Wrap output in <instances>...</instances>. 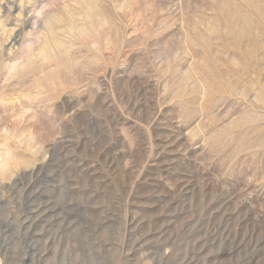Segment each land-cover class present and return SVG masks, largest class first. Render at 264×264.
I'll list each match as a JSON object with an SVG mask.
<instances>
[{"label": "rangeland", "instance_id": "1", "mask_svg": "<svg viewBox=\"0 0 264 264\" xmlns=\"http://www.w3.org/2000/svg\"><path fill=\"white\" fill-rule=\"evenodd\" d=\"M0 264H264V0H0Z\"/></svg>", "mask_w": 264, "mask_h": 264}]
</instances>
